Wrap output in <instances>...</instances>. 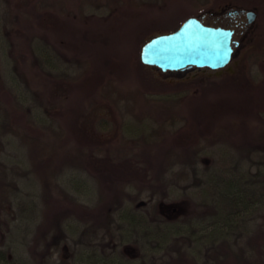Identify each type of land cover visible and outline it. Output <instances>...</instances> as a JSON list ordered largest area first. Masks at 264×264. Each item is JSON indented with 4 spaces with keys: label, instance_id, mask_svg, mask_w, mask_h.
Instances as JSON below:
<instances>
[{
    "label": "rangeland",
    "instance_id": "obj_1",
    "mask_svg": "<svg viewBox=\"0 0 264 264\" xmlns=\"http://www.w3.org/2000/svg\"><path fill=\"white\" fill-rule=\"evenodd\" d=\"M231 8L257 17L243 38L238 15L234 39L243 40L225 68L163 73L142 64L152 37L202 14L228 27ZM0 76L1 105L15 106L18 127L2 138L0 246L20 262L172 264L184 251L188 263L228 264L213 255L225 241L256 255L251 240L264 217L221 230L201 188L224 162L255 184L264 168V0H0ZM58 147L69 158L46 163L45 180L36 164ZM120 162L142 171L125 173ZM22 201L39 213L19 212ZM99 214L110 215L109 227L105 217L85 234Z\"/></svg>",
    "mask_w": 264,
    "mask_h": 264
},
{
    "label": "trees",
    "instance_id": "obj_2",
    "mask_svg": "<svg viewBox=\"0 0 264 264\" xmlns=\"http://www.w3.org/2000/svg\"><path fill=\"white\" fill-rule=\"evenodd\" d=\"M36 55L39 57L41 63L44 64L47 62L48 57L45 55V53L40 52V54H36ZM10 80L12 81L15 80V77L11 76V74H10ZM6 89H7V84H5L3 77L0 76V95ZM11 109H15V106H9L7 104L2 106L0 102V153L1 151H3V147H4L2 140L4 136V132L7 131L17 132L18 130V127H15L10 119ZM17 109L19 110L18 107ZM39 120L40 119H37V121ZM62 149L63 148L58 147L56 151L52 152V154H48L47 157H45V155L40 157L41 160L39 159L38 163L36 164L37 167H35V169L43 176L45 180H48V176L51 175L50 170H48L46 163L48 162L64 163V158L65 157L69 158L68 156L69 154L62 152ZM37 152L39 153L40 151L38 150ZM227 163L228 162H224L223 165L219 167L221 168L220 171L214 172L210 176H208L207 179L204 181L205 185L201 188L202 192H205L207 194L208 199H210V201L214 203V208H215L214 222L215 224L218 225V228L219 227L222 228L221 230H224L225 226L229 227L228 229L230 230H232L235 227H239L241 225L240 224L241 220H244V223L249 222L248 220H246V215H251L252 213H256V219L257 217L260 216L264 217V168L259 166V172L256 173V184H255V182L252 183L253 180L252 177H250L246 181L245 172L240 173L238 172L239 170H234L230 166L228 167ZM263 163L264 162H262L261 165H263ZM123 168H125L126 171L125 173L128 174L135 173V175H139L140 172L142 171L141 169H137V168L133 169V167L131 169H127V167L122 165V162H120L118 166V170H123ZM74 188L79 189L77 186ZM62 193L63 196L61 197L64 198L63 199L64 201L73 199L77 208L83 210V208H81L82 205L78 204L77 201L75 200L77 196L73 195L72 193H68V194H65L64 192ZM52 194H53L52 190L47 191L43 199L47 200L48 198H50V196H52ZM105 196L107 198L106 193ZM7 203L11 205L12 202L8 201ZM6 207L7 205H4L1 208L2 212L5 210ZM18 208H19V212H24V213L26 212L32 218H34L35 215L39 213V208L37 204L35 205L32 201L30 202L22 201L21 203H19ZM96 211L97 210L93 209L91 212L93 214H96ZM86 213L89 214L90 212L87 211ZM106 215H103V217H101V215L99 214V220L94 221L93 225L86 228L85 234L94 233L95 231H98L100 227H103L101 221L104 220L105 217L106 219L103 222L106 224V227H109L111 218L110 215L108 216ZM87 216L88 215L86 214L85 217ZM59 218L61 219L62 217ZM263 233L264 232L262 230L256 231L255 238L251 240V244L254 247H256V255H253V258L250 259L246 257L245 253L243 254L241 252L234 251L232 249L231 243L229 241H225L221 245L220 249L216 248L213 251L215 262L216 263L229 262L228 264H264V234ZM219 253H223L222 254L223 258H219ZM21 260L19 257H17V255L14 256V254L10 252L8 248L3 247V245L0 246V264H22V263L24 264V262H20ZM174 262L175 263L172 264H193V263H188L186 253L184 254V251H180L178 253V256L177 258L174 259ZM207 262H209V260ZM63 264H69V263H63Z\"/></svg>",
    "mask_w": 264,
    "mask_h": 264
},
{
    "label": "water",
    "instance_id": "obj_3",
    "mask_svg": "<svg viewBox=\"0 0 264 264\" xmlns=\"http://www.w3.org/2000/svg\"><path fill=\"white\" fill-rule=\"evenodd\" d=\"M230 15L244 14L247 25L254 23L256 10L231 8ZM206 14L184 20L172 32L149 39L141 48L140 59L144 65L162 72L187 71L194 68L218 70L226 67L236 56L234 31L225 26L205 23Z\"/></svg>",
    "mask_w": 264,
    "mask_h": 264
},
{
    "label": "flooded vegetation",
    "instance_id": "obj_4",
    "mask_svg": "<svg viewBox=\"0 0 264 264\" xmlns=\"http://www.w3.org/2000/svg\"><path fill=\"white\" fill-rule=\"evenodd\" d=\"M241 15H243V16H245L244 14H241ZM222 16H224L225 18H227V20H228V22L230 23L229 24V26L228 27H230V28H232L233 30H234V37H235V35H236V32H237V17H238V15H230V14H224L223 13V15ZM245 18H246V16H245ZM246 23H247V18H246ZM238 27H239V25H238ZM250 27H251V25H246L245 26V30H244V33H243V38L246 36V34L249 32V29H250ZM243 38H241V40H240V42L243 40ZM182 72H184V71H182Z\"/></svg>",
    "mask_w": 264,
    "mask_h": 264
}]
</instances>
